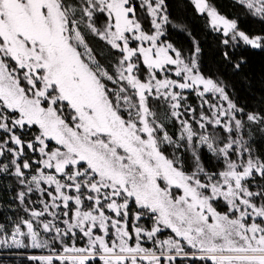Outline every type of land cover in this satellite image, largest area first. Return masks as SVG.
Segmentation results:
<instances>
[{
    "label": "snow or ice",
    "instance_id": "1",
    "mask_svg": "<svg viewBox=\"0 0 264 264\" xmlns=\"http://www.w3.org/2000/svg\"><path fill=\"white\" fill-rule=\"evenodd\" d=\"M193 2L222 31L224 45L264 48V36L239 30L206 0ZM240 2L264 17V0ZM139 8L151 17L149 31L135 0H0V157H11L0 171L13 169L26 189L17 194L21 203L36 191L43 205L26 209L30 218L10 233L0 224V245L49 249L30 257L40 264H264V185L251 187L255 177L264 180V157L254 156L241 135L242 110L201 74L198 45L185 60L161 40L169 22L165 0H140ZM85 31L120 54L115 71L97 59ZM186 90L211 115L201 111L197 120L182 103ZM209 93L227 108L209 103ZM152 101H164L179 121L194 170L165 155V144H180ZM186 113L203 132L182 118ZM247 120L264 123L252 113ZM201 147L221 162L216 171L201 164ZM145 217L150 227L140 223ZM166 229L171 235L161 239Z\"/></svg>",
    "mask_w": 264,
    "mask_h": 264
},
{
    "label": "trees",
    "instance_id": "2",
    "mask_svg": "<svg viewBox=\"0 0 264 264\" xmlns=\"http://www.w3.org/2000/svg\"><path fill=\"white\" fill-rule=\"evenodd\" d=\"M137 4L138 15L144 25L146 31L151 30V17L146 10L139 8L140 0H135ZM208 6L213 7L220 15L230 21H235L239 30L244 31L250 36H264V17L256 15L250 11L244 4L238 0H206ZM165 14L168 16L169 22L164 25V36L161 37L165 43H171L178 51L182 53L185 60L193 55L195 47L198 45L200 52L197 55V63L202 75L210 78L219 86L223 87L229 100L234 103L237 109L236 116L244 124L241 131L247 146L252 150V154L257 157H264V123L249 122L247 115L257 114L264 117V48H253L241 43L230 42L227 46L223 44L225 37L222 31L213 28L209 21L207 12L197 10L193 0H165ZM103 23L101 17L98 26ZM86 40L89 46L93 48L94 54L105 67L111 65V71H115L116 62L119 53L113 50L106 42L99 40L85 31ZM228 52V58L224 53ZM239 64V67L236 65ZM142 73L146 72L142 66ZM172 78H176L174 73H169ZM163 78V74H161ZM186 100L182 103L185 107L195 109V118L198 120L200 112L203 111L207 115H211V111L207 104H203V100L195 92L185 91ZM206 99L209 103L222 105L227 108L228 101H221L219 94H207ZM203 104V107H202ZM153 111L157 112V119L164 124L165 130L180 144L163 146L165 155L175 156L181 162L182 167L186 171L195 169L196 162L191 150L185 141H181L179 121L171 117L170 107L164 102H151ZM184 107L180 109L184 112ZM192 113H186L182 118L188 119L197 133L203 132L192 120ZM27 135L25 139H30L37 129H26ZM208 133H215L217 137H224L226 133L219 128L213 129L209 127ZM200 162L208 171H216L220 166V161L214 157L206 147L199 148ZM32 159H38V155ZM11 159L0 157V163H8ZM35 167V166H34ZM13 169L10 167L9 172L0 171V224L6 226L7 231H12L13 225L19 222L21 218H30V211L41 210L43 205L40 203L41 196L39 192L34 191L25 198L24 203L17 199V194L23 189L17 178L11 174ZM264 185V180L255 177L251 181L252 190H258V186ZM44 187H47L46 185ZM47 199V197H43ZM218 211H226V205L223 202H217ZM145 226H151V220L145 217L141 222ZM64 226L61 224V228ZM171 235L170 230H164L161 239ZM42 238H49L48 234L42 233ZM82 244L83 241H77ZM71 243V241H69ZM57 248L59 245H56ZM150 246V245H146ZM49 249H35L32 247L17 248L15 246L8 247L0 245V264H40L39 261L31 260L32 255H48ZM59 264V262H57ZM93 264H101L94 261ZM180 264V261H177ZM183 264H203L201 261H184Z\"/></svg>",
    "mask_w": 264,
    "mask_h": 264
},
{
    "label": "rangeland",
    "instance_id": "3",
    "mask_svg": "<svg viewBox=\"0 0 264 264\" xmlns=\"http://www.w3.org/2000/svg\"><path fill=\"white\" fill-rule=\"evenodd\" d=\"M238 1H240V0H238ZM209 8H213V7H211V6H209ZM207 12V11H206ZM208 18H209V21H210V23H211V18L208 16ZM186 91H188V90H186ZM32 256H41V255H32Z\"/></svg>",
    "mask_w": 264,
    "mask_h": 264
}]
</instances>
